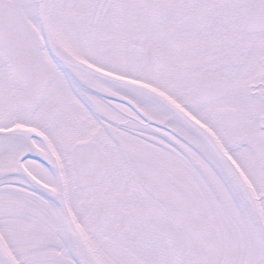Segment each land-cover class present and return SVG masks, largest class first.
<instances>
[{
    "label": "snow or ice",
    "instance_id": "obj_1",
    "mask_svg": "<svg viewBox=\"0 0 264 264\" xmlns=\"http://www.w3.org/2000/svg\"><path fill=\"white\" fill-rule=\"evenodd\" d=\"M0 264H264V0H0Z\"/></svg>",
    "mask_w": 264,
    "mask_h": 264
}]
</instances>
